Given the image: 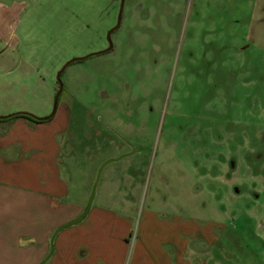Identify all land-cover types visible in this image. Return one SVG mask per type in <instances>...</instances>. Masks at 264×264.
Returning <instances> with one entry per match:
<instances>
[{
	"label": "rangeland",
	"instance_id": "rangeland-1",
	"mask_svg": "<svg viewBox=\"0 0 264 264\" xmlns=\"http://www.w3.org/2000/svg\"><path fill=\"white\" fill-rule=\"evenodd\" d=\"M121 9L109 52L120 0H20L7 11L0 118L49 116L57 74L82 59L60 75L53 118L67 123L68 202L84 208L98 168L134 149L102 169L92 206L129 227V249L122 259L112 233L106 259L88 263L136 264L140 236L183 226L208 245L193 256L200 264H264V0H123Z\"/></svg>",
	"mask_w": 264,
	"mask_h": 264
},
{
	"label": "crops",
	"instance_id": "crops-1",
	"mask_svg": "<svg viewBox=\"0 0 264 264\" xmlns=\"http://www.w3.org/2000/svg\"><path fill=\"white\" fill-rule=\"evenodd\" d=\"M19 1L0 0L1 21L9 16L7 11L18 8ZM1 21L0 50L12 41L9 28ZM58 116L36 125L23 119L8 121L7 128L0 133V264H40L49 253L53 231L74 220L83 209L80 202H68L69 190L60 174L59 138L65 134L67 123ZM191 229L181 226L180 233L171 229L165 237H159L156 231L145 232L140 236V253L136 254L137 247L133 249L132 262L200 264L193 256L195 252L206 251L208 245L196 244L198 231ZM206 230L203 229V236L207 241ZM112 233L116 251L124 259L129 249V227L114 220L109 212L91 209L83 222L57 235L53 254L45 264H89L91 254L106 259L101 242L113 238ZM163 238L170 244L169 253L161 247L159 240ZM86 240H90L91 250L79 261L76 255L87 244Z\"/></svg>",
	"mask_w": 264,
	"mask_h": 264
},
{
	"label": "water",
	"instance_id": "water-1",
	"mask_svg": "<svg viewBox=\"0 0 264 264\" xmlns=\"http://www.w3.org/2000/svg\"><path fill=\"white\" fill-rule=\"evenodd\" d=\"M122 2L123 0H121V6H122ZM121 10L119 11V14H118V18H117V22H116V25L108 32L107 36H106V40H107V43H108V48L106 50H104L103 52H108L111 50L112 48V44H111V41H110V35L113 31H115L118 27H119V24H120V17H121ZM94 55V54H92ZM78 60H82V59H74V60H71L70 62H68L61 70L60 72L57 74V82H58V85H59V89H58V93L56 94V97H55V100H54V103H53V110H52V113L45 117V118H37L41 121H47L49 120L51 117H53V115L55 114V111H56V105H57V98L59 96V94L61 93V90H62V83L60 81V75L61 73L64 71V69L69 65L71 64L72 62H75V61H78ZM14 115V114H13ZM7 117H10V116H7ZM7 117H1L0 119H4V118H7ZM134 152V149L132 148V153ZM132 153L130 154H127V155H124V156H121V157H118L116 159H110L106 162H104L99 168H98V171H97V174H96V178L93 182V185H92V188H91V191H90V195H89V198L84 206V208L82 209V211L80 212V214L72 221L56 228L52 235L50 236L49 238V253L48 255L44 258V260L40 263V264H45L49 258L52 256L53 254V251H54V242H55V239L57 237V235L65 230V229H68L70 227H73V226H76L78 224H80L90 213L91 209H92V206H93V202H94V199H95V194H96V188H97V185H98V182H99V179H100V175H101V171L102 169L108 165L109 163H113V162H118L120 161L121 159H123L124 157L126 156H130L132 155Z\"/></svg>",
	"mask_w": 264,
	"mask_h": 264
},
{
	"label": "trees",
	"instance_id": "trees-1",
	"mask_svg": "<svg viewBox=\"0 0 264 264\" xmlns=\"http://www.w3.org/2000/svg\"><path fill=\"white\" fill-rule=\"evenodd\" d=\"M16 119H23L29 124L36 125V124L50 122L53 119V117H51L47 121H41V120H39L37 118H34V117H32V116H30L28 114L18 113V114L11 115L10 117L4 118V119H0V122H8V121L16 120Z\"/></svg>",
	"mask_w": 264,
	"mask_h": 264
},
{
	"label": "flooded vegetation",
	"instance_id": "flooded-vegetation-1",
	"mask_svg": "<svg viewBox=\"0 0 264 264\" xmlns=\"http://www.w3.org/2000/svg\"><path fill=\"white\" fill-rule=\"evenodd\" d=\"M122 5H123V2H122ZM122 8V6H121V0H120V9ZM108 48V47H107ZM106 48V49H107ZM109 52V51H108ZM79 61H81V60H78V61H75V62H79ZM72 63H74V62H72ZM63 88V87H62ZM58 89H59V85H58ZM57 93H58V90H57ZM56 93V94H57ZM61 93H62V90H61ZM61 93L59 94V96H58V98H57V105H58V102H59V97H60V95H61ZM57 105H56V109H57ZM56 112V111H55ZM54 116H55V114L53 115V118H54Z\"/></svg>",
	"mask_w": 264,
	"mask_h": 264
}]
</instances>
